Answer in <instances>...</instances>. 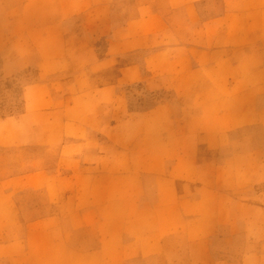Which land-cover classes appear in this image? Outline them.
Listing matches in <instances>:
<instances>
[{
	"label": "crops",
	"instance_id": "1",
	"mask_svg": "<svg viewBox=\"0 0 264 264\" xmlns=\"http://www.w3.org/2000/svg\"><path fill=\"white\" fill-rule=\"evenodd\" d=\"M209 1L130 0L133 12L120 24L114 21L117 0L12 1L72 5L66 18L82 16L77 37L90 42L80 48L84 62L79 73L96 72L103 77L111 73L113 78L69 79L73 90L58 97L48 93V99L36 89L41 88L38 83L28 86L33 93L24 92L26 100L37 95V102L49 100L50 104L37 107L35 102L34 107L32 101L30 109L17 116L20 121L44 116L52 129L43 142L28 139L25 143L58 152L55 172L50 167L36 168L24 177L31 187H42L52 201L60 196L61 210L67 215L46 214L28 223L27 250L20 252L15 251L20 246L19 233L12 230L20 220L15 207L10 208L9 219H0L3 233L12 234L0 241L2 259H28L29 264H132L134 259L164 251L166 234L180 230L187 234L189 227L181 224L180 197L186 194L189 165L198 147L194 139L198 129L191 127L197 119H189L190 139L182 141L180 124L172 120L167 102L132 110L120 88L148 85L154 79L161 89L193 99L199 109L196 115L204 120L200 131L208 149L223 147V137L227 135L228 142L232 130L264 128V0H221V11L203 18L200 4ZM65 24L56 27L62 48L70 32ZM45 31L51 35L49 24ZM1 33L4 28L0 37ZM137 53H144L141 60L130 57ZM144 70H151L152 75H145ZM60 97L66 102L58 105ZM107 97L122 103L124 117L117 116V111L105 115L102 101ZM2 124L0 149L24 144L15 137L10 140ZM57 132L60 139H53ZM222 160L224 164L232 156ZM208 174L212 180L218 176L213 171ZM15 177L10 179H21ZM213 194L220 202L227 196L226 190ZM3 195L2 201L7 196ZM194 219L186 221L194 223ZM81 231L89 236L78 238ZM193 238H187V246L197 240Z\"/></svg>",
	"mask_w": 264,
	"mask_h": 264
},
{
	"label": "rangeland",
	"instance_id": "2",
	"mask_svg": "<svg viewBox=\"0 0 264 264\" xmlns=\"http://www.w3.org/2000/svg\"><path fill=\"white\" fill-rule=\"evenodd\" d=\"M12 1L0 2V29L4 28V33H1L0 37V49L4 48L0 53V103H4V109L0 112L11 110L13 114L0 117V119L4 118L0 123H3L2 126L9 134L10 140L15 137L24 144L19 146L6 144V147L0 149V219L3 217L9 219L12 215L9 209L15 207V213L20 220L17 227L14 226L12 229L20 236V246L15 247V251L24 252L27 250L25 241L28 223L46 214L67 215L66 210H61L60 196H54L52 201V197H48L42 187L37 189L31 187L24 177L30 170L36 168L50 167L48 169L54 172L58 169L56 150H46L45 147L39 146L30 147L25 143L28 139L43 142L52 129L47 125L44 116H35L31 122L29 118L20 121L17 116L25 112L26 107L30 109L32 101L34 107L37 102V95L32 97V100H26L24 92L33 93L28 86L38 83L41 84V88L36 87V89L39 90L40 95L45 97L49 93L58 97V93L73 90L74 86L68 87L71 81L69 79H112L113 75L109 73L103 77L96 72L79 73L82 70L80 64L84 62L79 52L80 48L90 42L77 37L81 33L77 24L79 25L82 16L66 18L70 15L72 5L61 6L55 2L14 4ZM199 8L202 17L208 18L221 11V0L202 3ZM132 12L130 0H117L114 21L120 24ZM64 16L65 18H62ZM61 22H66L64 27L70 30L64 48L56 38L58 34L56 27H60ZM47 24H49L50 36L48 31L47 33L45 31ZM32 41L35 44H32ZM37 47L40 50H37ZM100 47L103 49V42H100ZM143 55L144 53H137L130 57L141 60ZM128 60L129 57L122 59V62ZM144 73L152 75L151 70L149 72L144 70ZM150 80L153 81L148 85L140 83L120 88L129 108L138 111L148 110L160 102H167L172 120L180 124L182 141L190 139L186 128H189V119L196 117L197 120L191 127L198 129L194 137L198 147L195 149V160L189 165L191 179L187 188L184 187L186 194L180 197L181 224L189 227L186 228L187 234L184 235L182 230L178 231L180 233L166 234L165 248L164 251H160L161 255L134 259L131 261L132 264H189L190 262L192 264H264V128L256 125L232 130L228 142L227 135L226 138L223 137V147L208 149L204 145L207 138L203 130L200 131L204 120H199L196 115L199 112L196 102L191 98L184 100L170 89L163 88V90L157 86L158 82L154 79ZM45 99H48V96ZM56 100H59L58 105L60 102H66L62 97ZM56 100L51 101L56 104ZM48 103L50 104L49 100L39 99L36 106ZM102 106L106 108H103L105 115L114 114L115 111L119 117L125 115L120 101L115 102L107 97L102 101ZM182 108L190 113H182ZM30 124H32L31 128ZM53 130L57 131L56 127ZM52 138L60 139V134L57 132ZM238 155L244 158L236 159ZM226 156H232V160L221 164ZM208 171H213L218 176H214L212 180ZM14 176H21V179H10ZM220 190L227 192V196H224L221 202L218 195H211L212 191ZM3 193L7 195L4 201L1 198H4ZM66 204L68 202L64 201L63 206L66 207ZM189 218L196 220L194 219V223H187L186 220ZM2 222L4 221L0 223V241L12 238L10 232L8 236L3 233ZM5 225L8 227V224ZM88 236L89 233L86 231L78 233V238ZM188 237H197V240H192L187 246ZM73 243L74 246L78 244ZM0 253H3V250H0ZM29 262L28 259L12 261L0 257V264H29Z\"/></svg>",
	"mask_w": 264,
	"mask_h": 264
},
{
	"label": "trees",
	"instance_id": "3",
	"mask_svg": "<svg viewBox=\"0 0 264 264\" xmlns=\"http://www.w3.org/2000/svg\"><path fill=\"white\" fill-rule=\"evenodd\" d=\"M20 93H22V89L20 88ZM21 95V94H20ZM22 104H23V101H21ZM4 109V103H0V110H3ZM13 114V111L9 110L8 112H5V113H2L0 112V117H3V116H6V115H11Z\"/></svg>",
	"mask_w": 264,
	"mask_h": 264
}]
</instances>
